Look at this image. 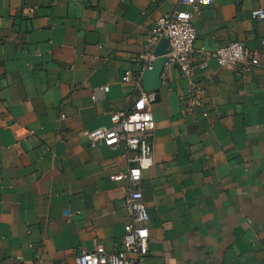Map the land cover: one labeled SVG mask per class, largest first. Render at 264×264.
I'll return each instance as SVG.
<instances>
[{
    "label": "crops",
    "instance_id": "0c3cea01",
    "mask_svg": "<svg viewBox=\"0 0 264 264\" xmlns=\"http://www.w3.org/2000/svg\"><path fill=\"white\" fill-rule=\"evenodd\" d=\"M177 9L180 0H0V264H78L82 251L121 244L129 183L111 177L127 173L126 151L87 133L138 100L124 74L165 53L149 37ZM258 9L264 0H212L193 19L194 75L163 73L154 165L141 181L149 264H264V69L204 54L240 42L264 66Z\"/></svg>",
    "mask_w": 264,
    "mask_h": 264
},
{
    "label": "built area",
    "instance_id": "2783aa9c",
    "mask_svg": "<svg viewBox=\"0 0 264 264\" xmlns=\"http://www.w3.org/2000/svg\"><path fill=\"white\" fill-rule=\"evenodd\" d=\"M212 0H180L185 9H177L158 20L156 27L151 31L149 42L157 45L161 41L168 42V49L164 55L165 69L177 67L182 76L190 79L194 75L192 55L197 32L193 19L201 14L204 8L211 5ZM252 17L257 21H264V9L253 11ZM264 50V39L261 43ZM205 58H215L223 68H238L244 73H251L264 69L257 53L249 51L242 43L233 42L214 53L204 52ZM157 57L148 54L142 61L140 73L126 71L123 83H133L139 91L138 100L125 112L112 113L111 126L100 128L87 133L92 145L104 142L111 149L124 148L129 164L127 173L112 176L111 179H126L129 183L123 204L131 215L132 222L124 227V236L121 244L113 251L107 252L102 246L94 251H82L77 257L78 264H149L150 230L147 226L149 214L143 201L141 181L143 173L154 165L153 133L156 122L153 107L158 101L157 92H146L142 76L145 71H151ZM207 65L204 63L200 69ZM109 92V87H104ZM195 92V87L192 90ZM185 111L191 112L190 107Z\"/></svg>",
    "mask_w": 264,
    "mask_h": 264
},
{
    "label": "water",
    "instance_id": "95a60500",
    "mask_svg": "<svg viewBox=\"0 0 264 264\" xmlns=\"http://www.w3.org/2000/svg\"><path fill=\"white\" fill-rule=\"evenodd\" d=\"M158 46L164 47L165 53L168 49V42L163 40ZM156 56L157 59L151 71H145L142 76L144 90L146 92H158L161 87V80L164 73L165 58L164 55Z\"/></svg>",
    "mask_w": 264,
    "mask_h": 264
}]
</instances>
